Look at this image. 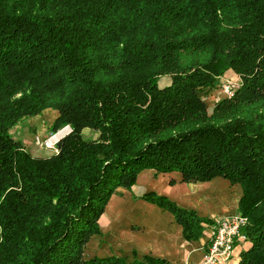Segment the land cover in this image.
Masks as SVG:
<instances>
[{
  "label": "trees",
  "instance_id": "1",
  "mask_svg": "<svg viewBox=\"0 0 264 264\" xmlns=\"http://www.w3.org/2000/svg\"><path fill=\"white\" fill-rule=\"evenodd\" d=\"M228 69L240 84L210 112L201 92ZM49 110L72 131L35 156L11 129ZM145 168L241 185L237 264H264V0H0V264H175L85 255ZM145 198L202 237L209 219Z\"/></svg>",
  "mask_w": 264,
  "mask_h": 264
},
{
  "label": "crops",
  "instance_id": "2",
  "mask_svg": "<svg viewBox=\"0 0 264 264\" xmlns=\"http://www.w3.org/2000/svg\"><path fill=\"white\" fill-rule=\"evenodd\" d=\"M148 193L165 196L209 219L203 223L202 237L188 239L174 214L146 199ZM242 193L241 185L222 176L208 181L186 182L180 171L159 172L145 168L138 173L131 188L119 186L115 189L99 219L101 233L90 238L85 252L90 258L113 254L148 255L166 258L175 264L198 263L208 246L211 221L239 212ZM249 245V240L239 242L234 257L227 264H237L241 251Z\"/></svg>",
  "mask_w": 264,
  "mask_h": 264
},
{
  "label": "rangeland",
  "instance_id": "3",
  "mask_svg": "<svg viewBox=\"0 0 264 264\" xmlns=\"http://www.w3.org/2000/svg\"><path fill=\"white\" fill-rule=\"evenodd\" d=\"M171 80L170 76H163L160 80V84L165 86L164 84ZM221 85L219 87V91H202V95L206 98L208 102L209 111L211 112L213 109L214 104L219 101L223 97H230L226 95L223 90V84L226 86L231 85L235 87V89L240 84V78L234 71H230V69L226 70L224 74L221 76ZM235 92V91H234ZM234 94V93H233ZM232 96V95H231ZM56 114L54 111L49 110L45 111L39 115L26 118L19 122L16 126L11 129V133L13 134L16 140H21L22 143L25 145L28 151H30L35 156H48L54 153L52 149L45 147L44 143L46 140L51 138L52 136L57 134L56 138L61 139L63 136L67 135L70 131L69 126H64L58 131L52 130V124L55 119ZM65 128V129H64ZM62 129H64L62 131ZM61 133H60V132ZM84 134L88 138H93L96 136L95 130L85 129ZM54 138V139H56ZM240 213V212H237ZM88 244V243H87ZM87 246V245H86ZM86 250V248H85ZM86 258H90L87 256V252H85Z\"/></svg>",
  "mask_w": 264,
  "mask_h": 264
},
{
  "label": "built area",
  "instance_id": "4",
  "mask_svg": "<svg viewBox=\"0 0 264 264\" xmlns=\"http://www.w3.org/2000/svg\"><path fill=\"white\" fill-rule=\"evenodd\" d=\"M222 90L226 95L231 96L235 91V87L223 84ZM66 126L70 127L69 131L71 132V126ZM56 137L57 134L44 143L45 147L52 149L54 152H58L59 150L58 142L60 139ZM247 225L248 218L241 213H234L213 219L209 225L210 239L208 246L205 249L202 259L195 264H227L234 257L236 245L241 241L249 240L244 231Z\"/></svg>",
  "mask_w": 264,
  "mask_h": 264
}]
</instances>
